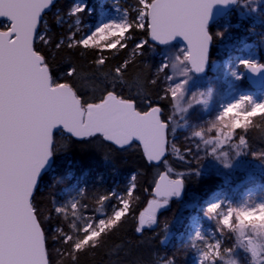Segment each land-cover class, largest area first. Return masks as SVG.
I'll use <instances>...</instances> for the list:
<instances>
[{
    "label": "snow or ice",
    "instance_id": "snow-or-ice-1",
    "mask_svg": "<svg viewBox=\"0 0 264 264\" xmlns=\"http://www.w3.org/2000/svg\"><path fill=\"white\" fill-rule=\"evenodd\" d=\"M228 2L135 0L133 7L122 10L123 20L102 24L87 37L68 36L67 48L89 49L99 34L111 32L115 35L100 52H117L128 48L127 41L132 39L130 34L133 31L145 33L146 38L134 44L131 59L126 58L115 67L113 79H117L123 77L142 54L149 38L164 44L179 36L187 44L181 49L183 58L199 72L203 69L208 43L212 39L207 28L212 6ZM52 4L53 0H0V18L7 20L0 27V264H53L49 237L41 222L42 209L38 207L35 193L41 169L58 150L55 139L58 130L77 139L100 137L121 149L138 143L149 164L165 163L168 155L169 121L164 119L161 106L149 100L146 110L141 109L134 98L120 95L115 88L104 89L89 102L79 94L72 79L78 71L75 66L68 68L62 82L54 76L48 53L41 47H51V41L37 31L44 13ZM83 10V4H76L69 15L76 16ZM79 22L77 18L76 23ZM64 46L65 40L61 39L53 50L58 51ZM107 59L101 55L94 63L104 65ZM166 68L167 64H161L157 74ZM157 81L154 78L151 84L155 85ZM180 89L181 84L169 86L159 99H171ZM236 107L237 104H231L228 110ZM171 131L174 133L175 129ZM241 142L246 141L242 139ZM182 175L178 173L176 178H169L167 171H157L152 181V198L138 214L131 200L137 188V177L133 175L126 196L119 198L118 207H114L110 215L84 217L87 226L82 228L83 235L87 236L95 229L93 239L73 242L61 234V240L72 243V259L77 260L79 253L94 247V240L98 241L117 228L128 215L136 219L137 233L151 228L159 208L167 202L166 198L180 194L183 180L179 177ZM160 197L165 199L161 201ZM108 199L111 194L101 195L100 207L95 211L101 212ZM72 207L79 215V209L86 206L77 201ZM216 207L210 205L206 211L211 213ZM262 210L264 206H261ZM51 211L67 218L65 205L55 206ZM246 214L237 213L238 216ZM221 222L231 226L232 220L230 216H224ZM199 235L197 232L196 236ZM56 239L51 236V240ZM220 245L221 241L207 244L199 253V264H215L221 255ZM252 255L256 253L253 251ZM165 264H174V260L169 257Z\"/></svg>",
    "mask_w": 264,
    "mask_h": 264
},
{
    "label": "trees",
    "instance_id": "trees-1",
    "mask_svg": "<svg viewBox=\"0 0 264 264\" xmlns=\"http://www.w3.org/2000/svg\"><path fill=\"white\" fill-rule=\"evenodd\" d=\"M75 1L57 0L44 13L40 29H38V32L41 31L51 41V47L43 45L41 47L48 53L54 76L60 78L62 82L68 68L75 66L78 71L72 79L79 94L89 102L99 96L104 89L115 88L120 95L134 98L141 109L146 110L149 100L161 106L164 119L170 120L168 155L165 163L152 165L146 162L136 143L127 148L118 149L104 142L100 137L79 140L58 130L55 135L58 150L52 156L49 168L39 178L35 193L38 207L42 209L41 222L49 237L48 247L53 255V264H165L169 257L174 260V264H187L188 253L182 246L178 247L170 240L166 229L163 228L166 225L164 221L166 220L169 225L172 223L169 221L179 214L186 216L189 213L182 211L181 208L184 201L190 198L203 201L216 189H221V193L231 192L236 184H242L243 190L252 187L263 189V162L252 160L238 140H230L221 146L220 144L209 145L199 159H194L188 154L173 155L171 129L175 121L171 114L174 99L172 97L171 99H159L163 96L165 87L162 73L157 74L158 55L172 44L160 45L149 38L142 54L134 60L125 75L113 79L115 67L124 59H131L130 54L134 44L146 38V35L138 30L133 31L130 34L132 39L127 41L128 48L117 52L101 53L100 50L105 45H92L89 49L82 47L68 49L67 37L69 35L73 34L76 39L80 38V30H75L73 27L75 18L79 16L81 24L95 21V9L91 13L85 10L76 16L69 15ZM89 1L94 2V0ZM134 4L135 0H126L122 3L126 9H130ZM232 22L239 24L237 37L240 40L259 42V29L253 26L252 22L240 21L234 16ZM45 23L47 29H45ZM208 31L213 41L208 55L210 62L214 59L218 36L213 23L209 25ZM61 39L65 40V46L54 51L55 43ZM101 55L107 56L108 59L104 65H96L94 61ZM154 78L158 79L155 85L151 84ZM165 165L174 175L183 173L181 177L185 182L184 199L180 202L171 199L168 210L165 209L159 213L158 226L140 234L135 231L137 222L134 216H126L117 228L100 237L98 241L94 240L95 246L86 248L74 261L72 243H65L60 239L61 234H64L70 237L71 241L76 240L77 236L71 234V220L65 219L63 215L57 216L54 211L50 212L55 207V202L62 199L60 191L65 186L76 182L83 189V194H78L76 198V202L86 206L80 208L82 213L99 218L101 214L110 215L114 207H118L119 201L116 199V193H125L129 187L130 178L135 175L137 188L131 200L138 214V211L146 205L147 195L150 194L156 172L163 171ZM241 173L243 176L239 178ZM68 174H72L71 178H68ZM236 175L237 181L235 180ZM109 194H111V199L104 201L101 212H96L95 210L100 207L99 197ZM181 229V225L173 224L169 232L174 233ZM51 236H56L57 239L53 241ZM166 239L170 242H165Z\"/></svg>",
    "mask_w": 264,
    "mask_h": 264
},
{
    "label": "rangeland",
    "instance_id": "rangeland-1",
    "mask_svg": "<svg viewBox=\"0 0 264 264\" xmlns=\"http://www.w3.org/2000/svg\"><path fill=\"white\" fill-rule=\"evenodd\" d=\"M124 1L126 0H94V3L89 0H76L73 6L83 4V11L91 13L95 9L96 13L92 23L77 24V18L80 21L79 16L73 21L75 30H80V38L89 36L102 24L123 20L122 10L126 9L122 5ZM233 16L240 21L252 22L259 29V42L240 40L237 37L239 24L232 22ZM6 23L0 21V26ZM213 26L215 33H218L214 59L210 62L208 60L201 75H196L189 62L183 58L181 49L186 47L182 44L174 43L158 55L159 66L167 64V68L161 72L165 89L181 84L180 91L172 97L174 103L171 116L175 121L172 126L175 129L172 154H188L199 159L209 145L221 146L230 140H238L244 146L245 153H249L252 160L262 161L264 166V109L259 107L264 106V90L251 92L245 81V65H264V0H236L230 11L216 20ZM113 35L115 33H101L92 45L103 46L111 41ZM169 76L172 77L170 80L167 79ZM231 104H237V107L228 110ZM242 139L246 142L242 143ZM163 171H167L173 178L177 177L170 172L167 165ZM71 175L68 174V178ZM242 176L241 173L239 178ZM235 180H238L237 175ZM81 189L76 182L71 183L60 191L62 199L55 202V206L67 207L66 215L71 220V234L77 236L75 241L93 239L96 231L93 229L84 236L82 228L87 226L84 221L86 215L81 209L78 215L77 209L72 207ZM126 193L127 191L117 192L116 199L119 201ZM151 198L150 191L147 200ZM170 204L171 199L165 209L168 210ZM213 204L217 207L208 213L206 210ZM261 206H264V188L252 187L243 190L242 184H236L231 192L220 193L208 201L187 199L181 208L189 214H179L173 221H169L172 222L169 225L165 220L166 227L164 225L163 228L170 240L178 247L182 246L188 253L187 264H199L200 251L207 244L217 241H221V255L215 264H264V213ZM161 211L159 208L156 217H159ZM237 213L247 214L238 216ZM224 216L231 217V226L221 222ZM162 220L161 218V222ZM173 224L181 225L182 229L169 232ZM156 226L158 221L155 226L143 232ZM197 232L199 237L196 236ZM170 240L166 239L165 242L169 243ZM248 241L253 243V247ZM253 251L255 256L252 255Z\"/></svg>",
    "mask_w": 264,
    "mask_h": 264
},
{
    "label": "water",
    "instance_id": "water-1",
    "mask_svg": "<svg viewBox=\"0 0 264 264\" xmlns=\"http://www.w3.org/2000/svg\"><path fill=\"white\" fill-rule=\"evenodd\" d=\"M56 1L57 0H53V4ZM234 3L235 2H231V0H229V2L226 3V4H214L212 6L211 11H210L208 25L211 24L212 22H215L216 20H218L222 16H224L231 9V7L233 6ZM0 19L6 20V18H0ZM208 25H207V28H208ZM38 29H37V31H38ZM154 42H156V41H154ZM156 43L157 44H160V45H167V44L178 43V44H182L185 47H187L186 41H184L183 38L182 37H179V36L173 38V40H171V41H169L167 43H164V44H161L159 42H156ZM211 44H212V39L208 43V48H207V53H206V59L204 60V64H203L202 71H199V72L195 71V69L192 68L191 64L189 63V65L193 69V72L195 74H197V75H201L203 73L204 69H205V66H206L207 60H208V53H209V50L211 48ZM245 80L248 83L251 92H258V91L264 90V65L262 63H260L258 65H252V64L245 65ZM75 139H77V138H75ZM136 144H138V143H136ZM114 147H116V146H114ZM116 148H118V147H116ZM125 148H127V147H125ZM118 149H121V148H118ZM51 163H52V157H50L48 163L44 166V168L41 169V172L39 173V176H38V181H37L36 189H37V186H38V183H39V178L46 172V170L49 168V166L51 165ZM152 165H157V164H152ZM167 174H168V172H167ZM168 176H169V178H172V177H170L169 174H168ZM220 192H221V190H215L212 194H210L206 198L205 201L210 200L214 196L218 195ZM146 193H148V192H146ZM151 195H152V193H151ZM184 195H185V184H184V181H183V186L180 188V194L178 196L176 195L177 196V200H179V201L182 200L184 198ZM172 196H174V195H170L167 198L172 197ZM160 199H165V198L164 197H160ZM166 205H167V203H163L162 206L160 207V210H164L166 208ZM156 221H157V217H156L155 223L153 224L154 226L156 225ZM138 234H140V233H138ZM248 244L251 247H253V243L251 241H248Z\"/></svg>",
    "mask_w": 264,
    "mask_h": 264
},
{
    "label": "clouds",
    "instance_id": "clouds-1",
    "mask_svg": "<svg viewBox=\"0 0 264 264\" xmlns=\"http://www.w3.org/2000/svg\"><path fill=\"white\" fill-rule=\"evenodd\" d=\"M260 108L264 109V106H259ZM262 213H264V210H262Z\"/></svg>",
    "mask_w": 264,
    "mask_h": 264
},
{
    "label": "flooded vegetation",
    "instance_id": "flooded-vegetation-1",
    "mask_svg": "<svg viewBox=\"0 0 264 264\" xmlns=\"http://www.w3.org/2000/svg\"><path fill=\"white\" fill-rule=\"evenodd\" d=\"M146 230H148L147 228H146ZM143 233V232H142Z\"/></svg>",
    "mask_w": 264,
    "mask_h": 264
}]
</instances>
